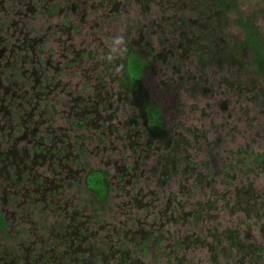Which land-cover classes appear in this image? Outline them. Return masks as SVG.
<instances>
[{
	"label": "flooded vegetation",
	"instance_id": "flooded-vegetation-1",
	"mask_svg": "<svg viewBox=\"0 0 264 264\" xmlns=\"http://www.w3.org/2000/svg\"><path fill=\"white\" fill-rule=\"evenodd\" d=\"M208 3L233 9L232 0ZM61 4L74 15L70 0ZM54 6L0 0V145L20 142V154L0 148V264L19 258L7 257L8 245L23 251L22 264H264V144L244 132L245 143L228 148L218 134L207 144L182 122L172 129L175 103L161 97L169 88L142 82L154 71L130 50L99 73L110 63L122 76L84 75L87 57L53 38L68 27L55 23ZM246 20L253 28L239 27L241 43L221 54L240 48L264 85L263 36ZM131 54L157 105L150 115L126 72ZM20 207L42 220L26 229Z\"/></svg>",
	"mask_w": 264,
	"mask_h": 264
},
{
	"label": "rangeland",
	"instance_id": "rangeland-1",
	"mask_svg": "<svg viewBox=\"0 0 264 264\" xmlns=\"http://www.w3.org/2000/svg\"><path fill=\"white\" fill-rule=\"evenodd\" d=\"M62 1L53 0L56 6L52 17L57 24L66 19L68 27H61L62 34L54 32L53 38L71 39L72 50L87 57L85 65L90 72L84 75L98 77L108 58L122 64L124 53L130 50L153 69L155 76L145 71L150 75L146 82L156 80L159 87L169 88L166 96L161 97L167 99L169 108L175 103L178 116L169 121L172 129L201 131L207 144L218 134L222 145L228 148L238 142L245 143L244 132L254 133V143L260 145L256 147L263 150L261 74L254 72L247 62V54L244 58L240 48L232 58L222 55L221 51L241 43V30L234 24L238 14L246 22L247 18L251 21L264 43V0H232L234 8L223 14L209 10V0H70L74 15L64 9ZM223 19L226 23L221 25ZM140 63L131 54L125 65L127 74L134 72ZM102 71L99 78L104 81L109 80V71L116 79L123 75V65L115 68L108 63V68L105 66ZM1 109L0 106L2 112ZM178 121L183 123L182 127L176 126ZM216 129L221 132L216 133ZM1 142L0 148L7 145L19 153L20 142L14 148L7 141ZM16 213L24 216L23 208ZM22 219V225L28 229L32 222L41 221L42 216L26 214ZM6 249L8 258L19 257L15 259L16 264H22L23 251H13V245Z\"/></svg>",
	"mask_w": 264,
	"mask_h": 264
},
{
	"label": "trees",
	"instance_id": "trees-1",
	"mask_svg": "<svg viewBox=\"0 0 264 264\" xmlns=\"http://www.w3.org/2000/svg\"><path fill=\"white\" fill-rule=\"evenodd\" d=\"M219 3H220V6H222V7H225V5H224V0H219ZM232 8H234V3H233V5H232ZM238 17H236V24L240 27V28H242L243 29V32L244 33H248V30L249 29H252L253 27H252V25H250V24H248V23H246V22H244L243 20H242V16L240 15V14H238L237 15ZM246 44L247 45H249L250 46V48H252V49H254V48H256L255 46H257V42H255L254 40L251 42L250 40H247V42H246ZM252 46V47H251ZM263 60H264V58H262ZM141 62V61H140ZM138 65V64H137ZM142 65H144V64H142V62L139 64V66L137 67V69L136 68H134V72L132 71L130 74H132L131 75V77H132V79H131V81H132V84H133V87H134V95L135 96H137L138 97V100H139V102H140V107H141V109H142V111L146 114V115H150L151 113H155V112H157V105L156 104H151V103H149V99H148V93L146 92V89H145V87H144V85L142 84V85H140V79L141 78H139V73H140V67H142ZM258 66L260 67V66H264V62L263 63H258ZM143 67H145V66H143ZM142 82H146V78H142ZM148 83H149V81H148ZM151 90H154V87H152L151 86ZM144 101V102H143ZM148 117V116H147ZM150 122H157V121H155L154 119H152V121H151V119H149V117H148V120H147V123H150Z\"/></svg>",
	"mask_w": 264,
	"mask_h": 264
}]
</instances>
